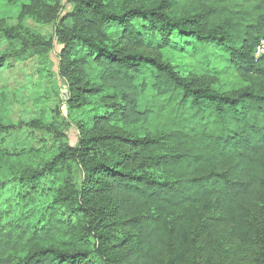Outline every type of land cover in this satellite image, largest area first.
<instances>
[{"label": "trees", "instance_id": "16d2710c", "mask_svg": "<svg viewBox=\"0 0 264 264\" xmlns=\"http://www.w3.org/2000/svg\"><path fill=\"white\" fill-rule=\"evenodd\" d=\"M70 1L73 10L55 29L64 44L59 72L69 107L89 110L77 144L46 168L69 160L81 168L80 187L70 185L60 199L77 221L75 227L62 221L77 243L1 253L0 264H152L213 199L240 220L260 210L256 237L264 248V53L255 56L264 39V0ZM21 14L57 21L61 6L30 0ZM161 36L188 44L213 72L231 69L257 78L256 86L231 96L196 85L144 52ZM18 37L0 25V38ZM52 43L32 45L41 53ZM7 58L0 54V68ZM150 204L159 214L143 213ZM59 224L44 235L61 231ZM1 229L0 241L8 244ZM137 238L141 248L129 249Z\"/></svg>", "mask_w": 264, "mask_h": 264}, {"label": "rangeland", "instance_id": "374dc122", "mask_svg": "<svg viewBox=\"0 0 264 264\" xmlns=\"http://www.w3.org/2000/svg\"><path fill=\"white\" fill-rule=\"evenodd\" d=\"M28 3L30 0H0V25L13 27L20 35L14 40L0 38V54L8 55L0 68V124L4 126L0 132V228L10 236L8 244L0 241V256L9 257L28 254L43 245H76L72 226L77 221L60 199L67 195L70 185L80 187L81 168L72 160L52 171L46 166L63 148L77 144L78 125L87 121L89 110L69 107V86L59 72L64 44L55 29L74 5L70 0H59L61 16L54 21L21 14V6ZM35 39L52 41V47L47 45L38 53L32 45ZM158 41L159 46H146L144 52L170 62L196 85L231 96L256 86L257 78L231 69L213 72L188 44L165 36ZM41 170L39 179L30 177ZM158 212L155 204L143 211ZM190 216L188 228L171 239L152 264H264V248L256 237L263 217L260 210L244 212L240 220L213 199ZM62 221L71 222V228ZM52 222L60 223L62 230L45 236L43 229ZM140 243L139 238L129 241V249H140Z\"/></svg>", "mask_w": 264, "mask_h": 264}, {"label": "built area", "instance_id": "2783aa9c", "mask_svg": "<svg viewBox=\"0 0 264 264\" xmlns=\"http://www.w3.org/2000/svg\"><path fill=\"white\" fill-rule=\"evenodd\" d=\"M264 53V39H261V41L259 42V44L256 47V52H255V56L259 57Z\"/></svg>", "mask_w": 264, "mask_h": 264}]
</instances>
